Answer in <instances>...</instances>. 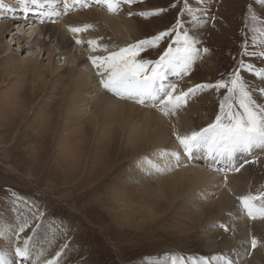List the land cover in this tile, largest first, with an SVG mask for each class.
<instances>
[{"label": "rangeland", "instance_id": "1", "mask_svg": "<svg viewBox=\"0 0 264 264\" xmlns=\"http://www.w3.org/2000/svg\"><path fill=\"white\" fill-rule=\"evenodd\" d=\"M41 2L43 7L29 3L26 11L20 0H3L6 7L0 9V253L19 264L15 248L27 241L32 257L24 264L48 261L52 264H172L173 260L179 264H215V257H225L234 247L229 238L233 234L230 222L222 220L227 214L213 211L221 191L207 185L185 186L183 197L173 199L170 195L172 199L167 200L168 193L163 198L160 193L151 192L159 190V180L152 173L156 172L153 166L161 164L164 157L160 153H184L180 144L178 150L173 147L175 142L179 143L176 133L190 134L214 122L227 90L208 89L190 95L179 113L189 121L190 130L183 132L178 112L165 117L156 108L130 101L127 102L134 108L118 116V121L115 113H103L100 105H105L104 101L89 100L75 91L74 81L59 80V76L73 69L76 75L92 72L97 77V69L89 57L106 53L91 51L85 36L103 38L100 43L108 44L111 49L113 45L151 38L182 21L183 30L198 40V47H207L210 52L202 53L189 74L178 77L171 73L166 83L177 79L178 91H187L197 84L228 80L235 70L257 103L264 106V93L260 91L264 89V79L256 75L264 70V58L242 54L245 42L247 51L264 50V4L260 0H219V3L206 0L202 6L209 8L210 15L216 19L193 22L191 14L183 10V0H141L130 6L122 5L120 11L139 13L163 8L165 12L150 18L131 16L136 28L122 36L103 20L95 22V26L92 21L78 17L79 13L91 11L114 17L120 11L112 14L92 0H88L89 7L76 5L67 12L63 0ZM173 4L177 7H172ZM190 7L196 13L198 0H191ZM45 12L52 15L44 16L43 23L33 15ZM251 15L256 19H251ZM19 16L24 17V22L11 25L4 32L10 20ZM35 21L36 33L44 23L52 22L64 23L67 29L86 24L94 27L75 36L66 29L69 37H74L73 46L61 52L56 41L46 36L34 35L45 46L27 39ZM178 34L179 27L158 46L145 50L142 57L158 60L170 45L176 46ZM77 38L84 43L76 44ZM81 55L85 63L77 67ZM241 60L252 65L253 70L239 67ZM150 110L169 121L167 147L154 141L151 129L145 131L142 126ZM259 151L264 158V150L260 149L249 157L258 165L259 155L255 156L254 152ZM181 157L185 160L184 154ZM151 159L155 161L148 164ZM186 159L189 168L201 167L193 159ZM208 163L212 165L203 163L201 175L220 176L226 187L237 173L224 174L227 165ZM176 170L158 176L167 182L170 176L166 174ZM137 172L145 173L146 179H133L132 174ZM247 190L252 195L264 191V166ZM202 192L208 193V199L201 198ZM190 197L195 204L186 202ZM236 203L243 212L239 200ZM24 224L27 226L21 232ZM219 225H226L227 230ZM225 239L229 240L226 247L222 244ZM258 240L264 245V240ZM37 256L39 260L35 263Z\"/></svg>", "mask_w": 264, "mask_h": 264}, {"label": "snow or ice", "instance_id": "2", "mask_svg": "<svg viewBox=\"0 0 264 264\" xmlns=\"http://www.w3.org/2000/svg\"><path fill=\"white\" fill-rule=\"evenodd\" d=\"M20 2L25 5L26 11L29 10L27 8L29 3L38 7L44 6L41 0H20ZM48 2L50 3L51 0ZM138 2L141 0H92V3L104 6L112 14H117L122 5L130 6ZM216 2L219 3V0ZM190 3L191 0H183L182 6L184 12L191 14L193 22L216 19L210 15L209 8L202 6L206 0H198L196 13H193ZM260 3L264 4V0H260ZM63 4L65 12L76 5L80 7L90 6L88 0H63ZM5 7L3 0H0V9ZM172 7H177V4H173ZM164 12L165 9L160 8L139 13L129 12L127 15L129 17L139 15L142 18H150L159 16ZM43 15L50 16L52 13L45 12ZM250 18L255 20L256 16L251 15ZM43 22L44 20H41V23ZM93 27L91 24H86L70 27L69 30L74 35H78ZM177 27L180 29V34L176 36L175 47L170 45L155 61L142 57L141 54L145 50L158 46L161 41L175 34ZM101 39L103 38L89 39L87 44L91 51H102L106 55L91 56L89 59L97 69L99 87L121 100L157 108L165 117H172L187 105L190 95L208 89H226L228 95L224 97L214 122L206 128L192 131L190 134L176 133V139L189 160L195 159L196 154L201 153L206 159H210L214 163L220 162L227 165L224 169L225 172H239L246 164L255 163V160L249 159V157L255 149L264 150V106L258 104L253 98L249 86L237 71L233 70L228 80L222 78L212 84H197L187 91H178V85L166 83L169 73L178 77L189 74L194 63L201 58L202 53L210 52L207 47H198V40L183 30L182 21H178L168 30L134 44L113 45L110 49L108 44L100 43ZM252 42L255 43V40ZM75 43L82 44L84 41L77 38ZM243 47L245 51L242 54L264 58V50L247 51V42ZM239 67H246L248 71L253 70L252 65H245L242 60ZM256 75L264 79V70L257 72ZM260 91L264 93V89H260ZM238 154H243L244 159L238 161ZM160 155L171 157L175 162L163 167L154 165L156 172L165 173L181 166L182 161L178 152H164ZM216 171H220V169H216ZM237 199L243 212L250 220L257 218L264 220V191L257 195H241ZM26 226V224L21 225L20 231L22 232ZM219 227L227 230L226 225H219ZM259 243L258 238L252 236L250 249H255ZM15 256L19 259V264H24L25 261L31 259L32 253L27 241L23 246L15 248ZM36 259L39 260V256ZM215 259L218 261L222 259L223 264H234L230 258L217 256ZM0 264H11V261L5 254L0 253ZM47 264H52V261H48ZM172 264H179V262L173 260ZM194 264H199V262H194Z\"/></svg>", "mask_w": 264, "mask_h": 264}, {"label": "bare ground", "instance_id": "3", "mask_svg": "<svg viewBox=\"0 0 264 264\" xmlns=\"http://www.w3.org/2000/svg\"><path fill=\"white\" fill-rule=\"evenodd\" d=\"M127 13H129L128 9H123L122 11H120V14L118 13V16L108 17V16H105L104 14L97 15L95 14L94 11H91L90 13H87V14L79 13L78 17L79 19H84L85 21H92L94 25H95V22L97 23L100 20H103L105 23H107L108 26L111 27V29L114 32L121 34L123 36L125 31L130 33V29L134 31V29L136 28L135 21L130 19ZM33 15L37 16L38 20H44V15L42 14L34 13ZM23 19H24L23 16L12 18V20H10L11 24H9L8 27L4 29V32H6L11 27V25L24 22ZM36 24H37V21L32 23V27L30 28V30H32L33 32L31 34V37H27V39L29 38L34 39L31 42L32 44L36 41L38 44H44V46L46 45L44 42L41 43L40 39H37L34 36V35H37V36H44V37L46 36L50 40L53 39L54 41H56L57 47L61 52H65L66 50H68V48H71V46H73L72 45L73 42L71 41H73L72 39L74 37L70 38L69 35L66 33L67 28H66V25H64V23L52 22L48 24L46 23V25L44 23L43 27L41 29L39 28L40 29L39 33L38 32L36 33V30L38 29L34 27ZM124 28H126V30ZM69 33H72V32H69ZM89 39H93V38H91L90 36L89 37L87 36L86 38L85 36L84 40L88 41ZM82 57L83 55H81V58L79 59L80 61L79 65L77 67L85 63V60L82 59ZM77 77H80V78L76 79ZM64 78L69 82H71V80L74 81L73 84L75 85V91L77 90L80 93V95H84L86 98H88L89 100H93L96 103H100L101 101H104L105 105H100L102 106L103 113H108V114L109 112L115 113L118 121H120L118 116L122 117L123 115H126L128 113L129 111L128 109H131L130 107L134 108V106L131 105L132 103L127 102V101H124V102L118 101V99H115L116 98L115 96H113L112 94L100 88L98 85V77L94 76L92 72L87 73V74H82V75H76L74 70L71 69V70H67L64 74L59 76V80L60 79L62 80ZM170 81H171L170 83L172 84H176L177 82H179L177 79L176 80L171 79ZM111 102L112 104L108 105V103H111ZM180 110L178 111V119L180 121L179 127L181 131L187 132L190 130L189 121H188L187 116L179 115V113H182ZM151 112H152L151 110L146 112V115H147L146 123L147 124L145 123L142 126L144 127L145 131L151 129V132H153L152 137L154 138V141L158 142L161 145H166L165 147H167L170 145V138H168V134L170 132V129L168 127L169 121L168 119H165L162 116L156 115L153 112L152 114ZM185 134H188V132ZM179 144L180 143L175 142V145L173 147H175L178 150L177 147L179 146ZM182 154H184L185 160L184 158L181 157ZM182 154L180 155V158L182 161L181 166L178 167L177 168L178 170H176L175 172L166 174L170 176L167 182H162V180H160L158 175L162 173H159V174H157L156 172L152 173V175L157 177L159 180L158 181L159 190L158 189L151 190V192L152 193L158 192L160 193V195L163 196V198H165V194L168 193L167 200H169V199H172L170 195L173 196V199H179L183 197L182 192L184 191L185 186L194 187L195 185H201V186L207 185L209 189L212 188L213 190L221 191L218 194V200H217L218 202L214 206L213 211L216 213L220 211L221 215L222 213L227 214V217L226 215L225 216L223 215V218L224 217L225 218L222 220L230 222V227L233 231V234L229 238L232 239V243L234 246L232 249H229L230 251H227L225 253V257H222V258H230L234 261V264H245L244 262L245 260L248 261L246 264H264L263 242H260L258 244V246L255 248L256 250L252 249V251H250V238L252 236H257L259 239L264 240V220H261L259 218H257L256 220H248L245 217L244 213L239 211L237 207V203H236L238 201L237 199L238 196L251 194L247 190L248 186L249 184H251V181L253 180L254 176H256L258 171L261 170V166H264V158H261L260 156V154L262 153L260 151L254 152L255 156L259 155L258 157L259 165L257 163H254V164L252 163L250 165L246 164L247 166L245 165L244 168H242L239 172H237L238 174L236 173V175L233 174V176H231L230 178L231 183L227 184L228 185L227 187L224 186V183L221 180L222 178H220V176H216L214 174H211L209 177L206 176L205 174H204L205 176L201 175L202 171L204 170L202 168L203 163L207 166H210L212 164H209L208 162L213 163V161H211L210 159H206L201 153H197L196 158L193 160L195 162H198V164L201 165V167L192 169L191 167L189 168V165H188L189 163L186 159L185 153L182 152ZM240 159H243V154H238L237 160L239 161ZM152 161H155V160L154 159L149 160L148 164ZM174 162H175L174 159H172L171 157H163V159H161V164H155V165H160L161 167H163L166 164L174 163ZM220 164L222 165V167L225 165L223 163H220ZM224 167H226V165ZM200 169L202 170L199 172ZM223 173L226 174L227 172L223 171ZM132 177L135 180L142 181V179L144 178L146 179V174L137 172V173L132 174ZM190 177H192V179H189ZM220 180L222 182H220ZM220 184L223 187H221ZM202 194L203 195L201 196V198L208 199L207 197L208 193L202 192ZM235 195L237 197H235ZM190 198H191L190 201H186V202H188V204L190 205L195 204V202L192 203L193 197H190ZM204 203L205 202H201L200 204L203 205ZM199 206L196 205V207L198 208ZM207 207L208 206H205V208ZM202 210L203 208L199 212H201ZM207 210L209 211L211 209L207 208ZM228 241L225 239L222 243L223 246L225 247L228 246ZM247 241H248V244H246ZM34 261L35 263L36 261L38 262V260H34ZM11 264H17V263L16 262L14 263L13 261H11ZM215 264H223V260L222 259L219 261L217 260Z\"/></svg>", "mask_w": 264, "mask_h": 264}]
</instances>
